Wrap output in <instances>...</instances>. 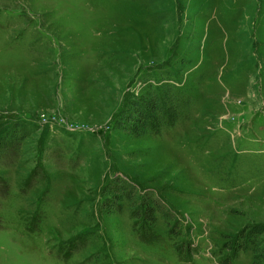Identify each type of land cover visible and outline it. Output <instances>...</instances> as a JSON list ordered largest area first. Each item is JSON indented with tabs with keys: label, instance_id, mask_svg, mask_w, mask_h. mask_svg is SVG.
Masks as SVG:
<instances>
[{
	"label": "rangeland",
	"instance_id": "rangeland-1",
	"mask_svg": "<svg viewBox=\"0 0 264 264\" xmlns=\"http://www.w3.org/2000/svg\"><path fill=\"white\" fill-rule=\"evenodd\" d=\"M257 229L264 0H0V264H264Z\"/></svg>",
	"mask_w": 264,
	"mask_h": 264
},
{
	"label": "trees",
	"instance_id": "trees-1",
	"mask_svg": "<svg viewBox=\"0 0 264 264\" xmlns=\"http://www.w3.org/2000/svg\"><path fill=\"white\" fill-rule=\"evenodd\" d=\"M169 91H166L165 94H157V96L153 97V100L150 102L142 97L137 100L133 99L130 101L129 105H125L124 109L121 111L122 121L130 120L134 127L133 130H136L134 133L139 132L136 135H140L148 130L159 132L162 127L174 124L178 118L185 115L186 111L189 110L190 105L185 99L181 100V98H172L171 95L168 96L167 94H169ZM127 129L131 130L129 126ZM122 191L123 194L127 193L125 187H122ZM153 211L154 207L150 209V212ZM150 215L151 218H153L152 214ZM258 230L259 229L251 231L250 234H245L241 238L239 237L238 241H240V245H237V248L241 250L248 246L252 247L251 245L254 246L255 243L254 250L257 252V257L260 259V263H264V248L258 249V246L256 245L257 241H254L256 240L254 236L261 233ZM233 244H236V241ZM233 244L230 248H234Z\"/></svg>",
	"mask_w": 264,
	"mask_h": 264
}]
</instances>
